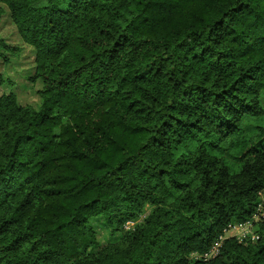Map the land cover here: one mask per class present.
I'll use <instances>...</instances> for the list:
<instances>
[{"label": "trees", "instance_id": "1", "mask_svg": "<svg viewBox=\"0 0 264 264\" xmlns=\"http://www.w3.org/2000/svg\"><path fill=\"white\" fill-rule=\"evenodd\" d=\"M5 7L42 87L0 94V264H264V0Z\"/></svg>", "mask_w": 264, "mask_h": 264}, {"label": "rangeland", "instance_id": "2", "mask_svg": "<svg viewBox=\"0 0 264 264\" xmlns=\"http://www.w3.org/2000/svg\"><path fill=\"white\" fill-rule=\"evenodd\" d=\"M6 8V7H5ZM0 36L5 39L11 47L17 48L16 51H8V61H0V72L7 80L0 84V94L14 92L21 104H32L38 106L41 98L38 89L42 87L41 82H32L30 76L34 73V49L26 44L21 38L14 23L11 21L9 11L3 13L0 19ZM10 80L11 82H9ZM148 213V210H147ZM144 215L140 218L143 219ZM252 228H246L250 232ZM239 235V231H230ZM99 236L102 245L110 241L109 232L99 229Z\"/></svg>", "mask_w": 264, "mask_h": 264}, {"label": "built area", "instance_id": "3", "mask_svg": "<svg viewBox=\"0 0 264 264\" xmlns=\"http://www.w3.org/2000/svg\"><path fill=\"white\" fill-rule=\"evenodd\" d=\"M262 198L263 200L261 201V203L259 204V212L254 215L253 220H258L262 215H264V213L261 211L262 210V203L264 202V191L262 192ZM253 220H247L244 222H236V223H230L224 230V233L221 234L218 239L211 245V247L205 251L202 254H195L196 256L204 259V260H208L211 257H214L215 255L218 254L219 250H220V246L224 240V238L228 237V236H235L238 239H242L244 237H248L251 236L252 238H258L259 236L257 234H255L254 232V224H253ZM251 227L252 229L250 230V232H248V230H246L247 227ZM230 231H239V235L237 234H233L234 232H230Z\"/></svg>", "mask_w": 264, "mask_h": 264}]
</instances>
